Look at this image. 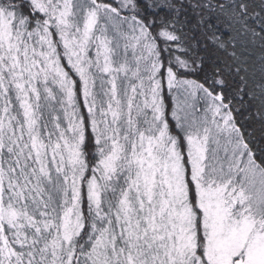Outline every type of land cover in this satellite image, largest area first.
I'll return each instance as SVG.
<instances>
[{
  "label": "snow or ice",
  "instance_id": "obj_1",
  "mask_svg": "<svg viewBox=\"0 0 264 264\" xmlns=\"http://www.w3.org/2000/svg\"><path fill=\"white\" fill-rule=\"evenodd\" d=\"M0 264H264V0H0Z\"/></svg>",
  "mask_w": 264,
  "mask_h": 264
}]
</instances>
